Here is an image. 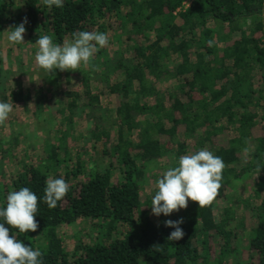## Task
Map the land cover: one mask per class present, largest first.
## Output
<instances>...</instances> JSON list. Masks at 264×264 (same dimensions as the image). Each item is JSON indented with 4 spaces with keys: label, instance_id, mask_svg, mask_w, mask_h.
<instances>
[{
    "label": "trees",
    "instance_id": "obj_1",
    "mask_svg": "<svg viewBox=\"0 0 264 264\" xmlns=\"http://www.w3.org/2000/svg\"><path fill=\"white\" fill-rule=\"evenodd\" d=\"M184 1L63 0L62 8L49 9L43 0H0V33L4 27L12 31L27 17V38L49 35L62 45L79 31L103 33L104 21H111L131 42L125 54L109 58L104 53L100 64L95 63L116 102L110 123L114 163L74 183L81 164L68 171L69 158L59 157L57 146L49 144L42 165L24 166L9 183L0 179V208L6 207L10 192L22 187L37 195L39 227L17 239L39 248L43 264H264V168L257 170L258 164L264 167V135L252 137L257 122L264 126V0H193L183 8ZM173 60L178 64L171 70L167 65ZM82 87L80 113L92 122L89 135L106 144L112 139L98 122L103 116L85 111L96 110L99 97L88 79ZM9 95L14 106L29 101L21 89ZM75 109L72 100L65 117L69 126L79 114ZM190 140L194 153L208 145L224 162L217 196L249 173H258L256 184L248 188L255 203L241 202L255 218L252 226L246 228L243 220L236 224L230 207L216 221L213 203L199 208L191 200L170 216L152 215L153 196L141 199L143 163L167 153L180 157ZM49 177L69 185L52 209L43 199ZM79 218L96 220V238L69 253L57 229ZM179 218L185 235L169 241L174 229L164 221ZM11 234L18 235V230L10 228Z\"/></svg>",
    "mask_w": 264,
    "mask_h": 264
},
{
    "label": "rangeland",
    "instance_id": "obj_2",
    "mask_svg": "<svg viewBox=\"0 0 264 264\" xmlns=\"http://www.w3.org/2000/svg\"><path fill=\"white\" fill-rule=\"evenodd\" d=\"M104 24L107 29L103 33L108 36V44L94 54L91 61L93 65L100 64L102 54L106 53L109 58L114 54H125L127 48L131 46L125 34L120 29H116L113 22L104 21ZM9 32L7 27H4L0 33V82L6 94L4 102L12 103L9 100V93L15 89L23 90V93L29 96V101L22 107L13 105L8 119L0 125V179L9 183L24 166L42 165L49 144L57 146L59 157L66 155L69 158L68 171L72 170L76 163L81 164V173L72 179L74 183L81 182L92 171L102 172L107 169L108 165L115 161L111 155L114 132L110 128V123L115 117L116 102L105 85L103 69L97 66L98 70L89 71L90 68L82 64L75 71L61 72L56 69L52 74H46L42 70L38 73L35 68L37 38L29 39L24 35L23 43L9 44L7 40ZM237 36L238 34L235 33L234 38ZM218 47L221 48L222 45L218 44ZM125 56L128 57V54ZM177 64L178 61L173 60L167 67L173 70ZM83 79H88L91 92L97 93L99 97V106L95 107L96 110L86 108L85 111L88 113L92 110L96 115L103 116V120L98 122L105 130L107 129L112 139L106 144L101 137L92 138L89 135L92 122L80 113ZM111 81H115L114 77ZM254 82L256 83V80ZM65 93H73L74 96L68 97ZM72 100L79 114L73 116V123L69 126L65 117ZM260 107L264 110V98ZM261 135H264V126L257 122L252 130V137ZM193 145L194 141H187L185 153L181 156L193 154ZM104 149L108 154L103 152ZM203 149L212 152V148L208 145ZM178 159L179 157H174L173 153H167L157 161L143 163L146 184L141 190L142 200L154 196L156 181L169 167L177 166ZM111 168L112 173L115 174V168ZM257 176L256 172L249 173L244 180L225 188L223 194L214 199L213 215L216 221L222 216L225 208L230 207L236 224L241 220L246 228L254 224L255 218L251 215V210L241 206V202L248 200L249 204L255 203L248 188L256 184ZM96 224V220L79 218L72 223L61 225L57 229L58 237L61 238L66 250L71 253L74 246L95 241ZM238 237L244 244L245 238L240 233ZM197 241L200 246V236ZM243 257L241 252L240 258Z\"/></svg>",
    "mask_w": 264,
    "mask_h": 264
},
{
    "label": "clouds",
    "instance_id": "obj_3",
    "mask_svg": "<svg viewBox=\"0 0 264 264\" xmlns=\"http://www.w3.org/2000/svg\"><path fill=\"white\" fill-rule=\"evenodd\" d=\"M43 4L49 9L52 6H64L63 0H43ZM27 23V17H24L20 24L9 28L12 29L7 35L9 44L23 43ZM107 44V34L99 32H76L71 40L62 45L55 44L49 35L40 36L35 42L38 49L35 53L36 71L39 73L42 70L46 74H52L56 69L61 72L75 71L82 64L98 70L91 63L92 58ZM12 110V103L0 102V125L4 124ZM244 151L248 152L249 149ZM224 167L222 158L207 149L179 157L177 166L169 167L156 181V191L151 201L152 215L170 216L187 208L189 200L197 203L199 208L211 204L222 186ZM261 168L264 167L258 164L259 172ZM68 190L69 185L63 178L49 177L44 188V202L50 209L55 208ZM37 212L38 197L28 187H22L7 195L6 207L0 208V220L3 221L0 222V264H43L39 248L33 250L17 239L21 234L37 231ZM183 222V218L164 221L165 227L174 229L167 237L169 241H179L184 237L185 233L180 227ZM10 228L17 229L18 235H10Z\"/></svg>",
    "mask_w": 264,
    "mask_h": 264
},
{
    "label": "built area",
    "instance_id": "obj_4",
    "mask_svg": "<svg viewBox=\"0 0 264 264\" xmlns=\"http://www.w3.org/2000/svg\"><path fill=\"white\" fill-rule=\"evenodd\" d=\"M193 0H185L183 2V8H186L187 6H189V4L192 2Z\"/></svg>",
    "mask_w": 264,
    "mask_h": 264
}]
</instances>
